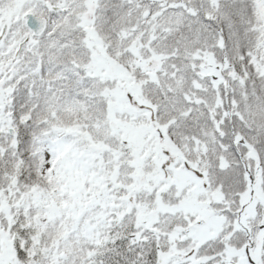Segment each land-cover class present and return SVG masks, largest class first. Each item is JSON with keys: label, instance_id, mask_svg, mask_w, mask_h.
Masks as SVG:
<instances>
[{"label": "snow or ice", "instance_id": "snow-or-ice-1", "mask_svg": "<svg viewBox=\"0 0 264 264\" xmlns=\"http://www.w3.org/2000/svg\"><path fill=\"white\" fill-rule=\"evenodd\" d=\"M0 264H264V0H0Z\"/></svg>", "mask_w": 264, "mask_h": 264}]
</instances>
